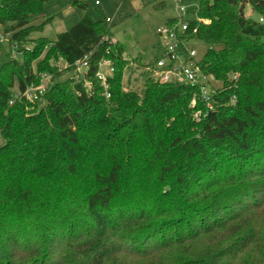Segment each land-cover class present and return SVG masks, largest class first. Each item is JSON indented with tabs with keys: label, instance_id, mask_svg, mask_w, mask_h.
<instances>
[{
	"label": "trees",
	"instance_id": "trees-1",
	"mask_svg": "<svg viewBox=\"0 0 264 264\" xmlns=\"http://www.w3.org/2000/svg\"><path fill=\"white\" fill-rule=\"evenodd\" d=\"M49 1L0 0V31L23 57L0 60V264H264V0L189 8L180 38L209 46L196 63L207 100L151 70L140 91L125 87L107 18L33 37ZM42 74L39 99L14 98Z\"/></svg>",
	"mask_w": 264,
	"mask_h": 264
},
{
	"label": "rangeland",
	"instance_id": "rangeland-1",
	"mask_svg": "<svg viewBox=\"0 0 264 264\" xmlns=\"http://www.w3.org/2000/svg\"><path fill=\"white\" fill-rule=\"evenodd\" d=\"M84 5L79 7L73 4V0H51L44 5L43 15L36 21L41 24L44 19L51 17L42 32L34 33L33 37L44 36L56 39L58 33L68 30L76 24L88 12L93 18H107L112 27L114 40L122 44L126 67L123 84L125 87L138 91L142 88L143 80L150 74V69L156 67L157 60L164 55L170 40L160 35L158 29L171 25L174 20L180 28L182 19H194L195 15L190 11L192 5L198 4V0L191 3H181L185 10L181 12L175 0H78ZM98 1V3H96ZM245 14L257 18L258 14L252 11L249 4L245 7ZM178 20V18H180ZM208 21L207 19H201ZM174 22V23H175ZM7 40V39H6ZM4 50L0 51L2 62L10 60L12 55L22 60L19 53L10 50L7 41H4ZM188 49H193L196 56L186 63L193 67L199 63L207 53L209 46L200 40L192 39L184 42ZM65 65L63 60L59 61ZM106 69V68H105ZM1 139V138H0Z\"/></svg>",
	"mask_w": 264,
	"mask_h": 264
},
{
	"label": "built area",
	"instance_id": "built-area-1",
	"mask_svg": "<svg viewBox=\"0 0 264 264\" xmlns=\"http://www.w3.org/2000/svg\"><path fill=\"white\" fill-rule=\"evenodd\" d=\"M175 1L181 12H184L185 7L179 4V0ZM96 3H98V1ZM260 20H263V18ZM188 28L189 24L187 20L182 19L180 28L174 25L173 27L169 26L167 28L158 29L160 35L165 36V38L170 40V43H168V48L164 55L157 60L156 67L150 70L153 72L154 77L163 83L178 81L185 82L190 86H199L202 96L207 100L215 91L205 83V77L201 74L196 65L193 67L186 66V63L196 56L195 50L188 49L184 40L180 38V35L186 32ZM193 32H196V29H194ZM4 41H6V38L0 31V42L3 43ZM87 69V56L75 62L76 73L85 74ZM113 72L114 67L112 66L111 60L103 59L99 64V70L96 72L95 76L105 90H107L109 86L108 77L111 76ZM50 79L51 76L42 74L41 83L39 85H30L22 93L16 92L14 98L23 97L31 102L39 99L45 93L47 82H49ZM85 85L88 89L91 88L90 81L85 80ZM107 96H109V94H107ZM208 104L211 107L210 103Z\"/></svg>",
	"mask_w": 264,
	"mask_h": 264
}]
</instances>
